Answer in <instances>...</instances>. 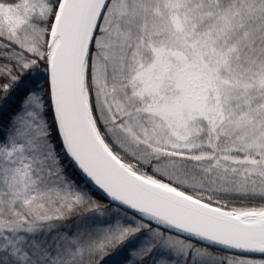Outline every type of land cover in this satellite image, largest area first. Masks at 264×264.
<instances>
[{
	"label": "snow or ice",
	"instance_id": "1",
	"mask_svg": "<svg viewBox=\"0 0 264 264\" xmlns=\"http://www.w3.org/2000/svg\"><path fill=\"white\" fill-rule=\"evenodd\" d=\"M0 264H264V0H0Z\"/></svg>",
	"mask_w": 264,
	"mask_h": 264
},
{
	"label": "trees",
	"instance_id": "2",
	"mask_svg": "<svg viewBox=\"0 0 264 264\" xmlns=\"http://www.w3.org/2000/svg\"><path fill=\"white\" fill-rule=\"evenodd\" d=\"M119 259V258H118Z\"/></svg>",
	"mask_w": 264,
	"mask_h": 264
}]
</instances>
